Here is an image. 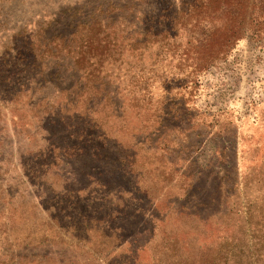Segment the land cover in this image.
Wrapping results in <instances>:
<instances>
[{
    "label": "rangeland",
    "instance_id": "374dc122",
    "mask_svg": "<svg viewBox=\"0 0 264 264\" xmlns=\"http://www.w3.org/2000/svg\"><path fill=\"white\" fill-rule=\"evenodd\" d=\"M58 1L15 0L2 30ZM155 50L127 48L55 152L20 143L29 108L0 115V264H264V42L241 40L176 100L191 68Z\"/></svg>",
    "mask_w": 264,
    "mask_h": 264
},
{
    "label": "trees",
    "instance_id": "16d2710c",
    "mask_svg": "<svg viewBox=\"0 0 264 264\" xmlns=\"http://www.w3.org/2000/svg\"><path fill=\"white\" fill-rule=\"evenodd\" d=\"M14 1L0 0V115L19 105L29 108L34 118L22 122V115L14 117L16 134L28 150L25 142L47 141V154L58 150L53 144L57 138L65 142L72 135L69 130L81 125L84 107L106 92L107 79L115 66H122L127 48L151 46L155 64L162 48L166 56L178 59V69L191 68L172 88L176 100L189 88L190 77L227 56L241 40L264 42V0H179L178 9L163 0H60L56 8H40L38 18L2 30ZM153 2L164 3L153 10ZM144 71L140 68V78ZM7 191L0 201L12 199ZM220 257L211 254L198 264H224L226 256ZM234 257L236 264L255 262Z\"/></svg>",
    "mask_w": 264,
    "mask_h": 264
}]
</instances>
